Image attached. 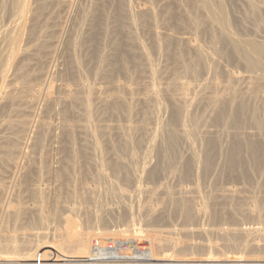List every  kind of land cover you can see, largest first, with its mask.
Returning <instances> with one entry per match:
<instances>
[{
  "label": "bare ground",
  "instance_id": "bare-ground-1",
  "mask_svg": "<svg viewBox=\"0 0 264 264\" xmlns=\"http://www.w3.org/2000/svg\"><path fill=\"white\" fill-rule=\"evenodd\" d=\"M68 9L0 0V264H264V0Z\"/></svg>",
  "mask_w": 264,
  "mask_h": 264
},
{
  "label": "rangeland",
  "instance_id": "rangeland-1",
  "mask_svg": "<svg viewBox=\"0 0 264 264\" xmlns=\"http://www.w3.org/2000/svg\"><path fill=\"white\" fill-rule=\"evenodd\" d=\"M69 1H72V3H70ZM76 1H77V5L75 4L76 3ZM68 0V5H69V9H68V12H66L67 13V15L65 16L66 18H65V26L67 25L68 26V24L69 25H71V21H72V18H73V16H74V14H75V11H76V8H77V6L80 4V3H83L84 2V0ZM74 2V3H73ZM72 4H74V6L72 5ZM71 5V6H70ZM76 7V8H75ZM72 9H74V11L72 10ZM73 14V15H72ZM72 15V16H71ZM71 17V18H70ZM67 18H69V20L67 19ZM69 21V22H68ZM67 22H68V24H67ZM68 28H69V26H68ZM68 30V29H67ZM60 57V56H59ZM61 58V57H60ZM59 58V60H61ZM7 203V202H6ZM162 208H164V205H160V210H162ZM85 217L86 216H82V218H84L85 219ZM200 217V216H199ZM83 219V220H84ZM116 221V222H115ZM231 220H224V221H222V222H220V224H221V226H222V224H224L225 226H226V223H228L227 224V226L230 224V225H232L231 223H232V221L230 222ZM253 221V222H252ZM259 220L258 219H256L255 220V218L254 219H252V220H240L239 221V223L241 224V228L242 227H250V226H256V224H257V222H258ZM168 222V221H167ZM166 221L165 222H160L159 224H161L162 226H166L168 223H167ZM178 222H180L179 220L178 221H176V223H178ZM205 222V223H204ZM114 223V224H113ZM120 223V224H119ZM143 223V222H142ZM174 223H175V221H174ZM201 223V224H200ZM123 224V222H120V220H118V219H115L114 220V218L112 219V222H111V220H110V225L112 226H118V225H122ZM158 223H157V225H159ZM179 224V223H178ZM195 226L193 227L194 229H196V227H198L197 229H203V227H204V225H205V227H210V224H212V219H210V221H207V219H202L201 217L200 218H198L197 219V221H195ZM198 224V225H197ZM203 224V225H202ZM219 224V225H220ZM139 225V224H138ZM199 226H202V228H200ZM217 226H218V224H217ZM257 226H258V224H257ZM178 227H179V225H178ZM154 228V227H153ZM53 232V231H52ZM217 235L216 234H214L213 235V238H214V243H215V241L218 239L219 241H222V240H220L219 238H217L216 237ZM98 237V236H97ZM145 237V238H144ZM162 237V236H161ZM119 238H123V239H130V240H132V241H138V242H140V243H149V238L146 236V235H143V236H141V238H137L136 236L134 237V236H128V237H119ZM98 239H102V237H98ZM144 239H146V240H144ZM190 239V238H189ZM96 240V238H94V240H93V242ZM217 240V241H218ZM216 241V242H217ZM218 241V242H219ZM217 242V243H218ZM223 242V241H222ZM221 243V242H220ZM135 248H136V246H135ZM191 252V251H190Z\"/></svg>",
  "mask_w": 264,
  "mask_h": 264
}]
</instances>
